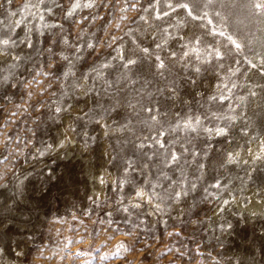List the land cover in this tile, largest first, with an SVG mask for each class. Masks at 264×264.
Masks as SVG:
<instances>
[{
    "label": "rangeland",
    "instance_id": "rangeland-1",
    "mask_svg": "<svg viewBox=\"0 0 264 264\" xmlns=\"http://www.w3.org/2000/svg\"><path fill=\"white\" fill-rule=\"evenodd\" d=\"M124 2L97 0L93 8L78 11L77 19L96 17L81 21L85 31L80 37L79 55L86 57L81 63H91L97 57L111 62L106 75L114 84L107 94L102 91L103 81H100L96 91L87 96L81 95L80 90H68V95L62 97L56 81H52L49 91L56 93L53 99L61 103L66 100L72 105L73 116L84 112L93 116L100 112L104 117L99 126L84 121L83 131L88 135H81L78 130L69 136L70 128L65 126L62 114H52L48 109L41 112V106L50 101L36 94L30 98L24 95L26 82L44 61L43 41L51 31L44 24L61 19L59 11L53 15L46 9H55L59 0L56 4L52 0H33L34 7H25L23 0L11 3L0 0V39L9 40L0 50V72L9 76L7 82L0 83V216L5 220V228L9 224L14 226L13 232L4 236V243L11 240L15 247L17 241L27 240L24 235H15V229L31 233V240L27 242L33 249H38L43 240L44 256L48 258L33 251L27 264H82L85 260L91 264H197V261L264 264V159H252V154L258 151V141L264 139V76L250 63L255 62L258 68L264 60V16L254 15L246 0H187L191 15L181 9L173 13L163 2L149 7L154 0H126L127 4L138 5L121 11ZM162 10L169 13L167 17L161 16ZM50 15L53 18L46 20ZM140 16L145 19L140 20ZM157 16L161 19H155ZM79 28L80 24L68 21L63 32L70 34L75 43ZM217 31L224 35L215 34ZM113 36L118 41H113ZM161 36L168 37V44L157 48ZM194 36L200 38V43L193 42L201 49L199 52L189 51L192 44L183 47ZM26 40L33 43L32 48L26 46ZM85 41L96 46L91 55ZM116 47L122 53L126 51L135 64L123 68L120 60H114ZM140 48H150V51L145 53ZM214 49L220 51V56L211 55ZM171 51H176L177 57L161 71L156 67L155 55L167 58ZM182 51L188 55L180 58ZM16 56L20 59H14ZM192 64L201 67L200 73L191 70ZM193 79L197 82L192 83ZM221 80L231 88V93H226L229 101L212 104L207 101V95L215 93ZM10 84L18 86L9 87ZM87 86H92L91 82ZM250 92L255 95L250 96ZM240 96L245 97L243 102L238 99ZM94 98L101 107L93 104ZM17 104L26 110L16 107ZM113 105L119 108L118 112ZM149 107L153 108L151 114L147 111ZM212 110L238 118L230 123L212 119L195 131L185 127L186 117ZM125 123L129 124L127 129L109 132L110 127ZM225 123L231 130L227 141L203 130ZM165 138L169 142L162 148L153 143H162ZM29 140L31 143H27ZM54 140L61 143L47 149L44 156L36 152ZM141 142L149 146L144 151L151 157L150 161L137 147ZM189 147L199 154L197 159L205 167L196 172L194 158L184 152L187 161L186 165L182 164L184 175L195 172L201 176L198 190L188 197L192 205L188 220L200 208L204 222L188 223L179 237L168 235L173 231L171 221L159 223L160 219L167 220V216H143L142 224L135 218L125 222L126 214L114 210L109 187L111 181L123 177V163L129 159L135 161L138 167L129 178L145 189L148 186L143 184L144 174L151 180L154 173L163 193L166 181L159 172L168 150L179 154ZM231 149L239 152L236 162L221 165V153ZM146 163H151V171L143 167ZM89 171L97 172L101 178L104 175L105 182L97 184ZM176 176L181 178L179 170ZM216 181L225 186L210 188L213 195L207 197L203 188ZM126 194H134L132 188L126 187ZM90 197L100 206L93 204ZM223 199L229 201L223 206L225 210L213 215ZM252 200L257 201L258 207L251 205ZM106 211L112 215H103ZM228 224L232 225L231 229L227 228ZM121 243L124 247L119 255H110ZM197 244L201 252L207 246L205 255L194 251ZM177 249L186 255L181 258ZM77 250L84 255L73 256ZM208 253L218 254L217 260L206 259ZM104 254H109L107 260L100 259ZM6 264L24 262L6 260Z\"/></svg>",
    "mask_w": 264,
    "mask_h": 264
},
{
    "label": "snow or ice",
    "instance_id": "snow-or-ice-1",
    "mask_svg": "<svg viewBox=\"0 0 264 264\" xmlns=\"http://www.w3.org/2000/svg\"><path fill=\"white\" fill-rule=\"evenodd\" d=\"M12 0H9L11 3ZM165 3L167 7L173 12H176V9L185 10L186 14L191 15L190 12L187 10L189 9V4L187 0H154V3H150L149 7L154 8L156 5L161 3ZM53 4H56V0H52ZM247 5L250 7L252 13L257 16H264V0H246ZM97 0H59V4H57L56 8H47L46 10L49 13L55 14L56 11H59L61 14V19L56 20L53 23H45L44 28L50 29V33L45 34V39L43 41L44 48L42 50V55L44 56V61L42 64L37 65L35 74L32 76L31 80L27 81L25 84V88L27 91L24 95L27 97H32L36 94L39 98L43 97L50 101L47 105L41 106V112H44L45 109L51 111L52 114H62L61 118L66 122L65 126L70 128L69 136L73 132H77L79 130L81 135H88L86 131H83L85 128L84 121L87 120L90 123H95L97 126L100 125L101 121L104 120V117L101 115L100 112H95L93 116H89L88 112H84L80 115L73 116L74 108L72 105H68L67 101L64 100L63 103L60 101L54 100L53 97L56 95L55 92H50L51 89L50 85H52V81L55 80V86L57 91L60 95L67 96L68 90H80L81 95H89L96 91V84L100 81H103V84L100 85L102 91L104 93H108L109 89L113 88L114 81L109 79L106 75V71L112 67L111 62H104L96 58V60L92 61L91 63H81V61H86V57L79 55L80 53V37L83 36L85 29L82 27L81 21H88L89 19H96L95 16H80L77 19L78 11L83 9H91L96 6ZM23 5L25 7H34L36 6L33 3V0H23ZM138 3L127 4L126 0L124 2V6L121 7V11H124V7H131L136 8ZM144 12H148V8L143 9ZM167 11H161V16L167 17ZM53 15H50L46 18V20H50L53 18ZM161 16L155 17V19H161ZM126 17H122L124 19ZM42 19H45L42 17ZM103 19V18H101ZM140 20H144V16L139 17ZM68 21H75L77 24H80V28L76 33V40L73 43L70 34H65L63 32L64 23ZM171 27V25H169ZM179 26V23L178 25ZM72 25L69 27V33L71 30ZM119 27V25H116ZM167 32V29L163 30ZM215 34L223 36L224 33L222 31H217ZM229 39L231 43L237 48L239 45L236 44L235 41H232L231 36L226 37ZM113 41H118V37L113 36ZM200 43V38L194 36L192 41H189L187 44H184L183 47H188V44H192V47L189 49L191 52H199L201 49L195 47V43ZM9 43L8 39H0V50L2 47ZM26 46L29 48L33 47V43L30 40L25 41ZM168 44V37L161 36L160 42L156 43L157 48H163L165 45ZM85 47L90 49L91 51L88 55H91L93 52L96 51V46L92 43L85 41ZM112 47V45H110ZM117 52V55L113 57V59H118L121 61V66L123 68H128L131 65L135 64V60L129 57L126 54L121 52L119 47L114 49ZM142 52H149L150 48H140ZM188 52L182 51V56H187ZM213 56H220V51L214 49L211 53ZM177 57L176 51H171L168 54L167 58L162 57L159 54L155 55L156 60V67L163 71L167 68L168 62L171 61L173 58ZM14 59L19 60L20 57L16 56ZM205 60L207 57L204 58ZM251 66L259 72L261 76H264V60H261L259 67L255 62H250ZM187 67V64L185 65ZM223 68V64L220 65ZM85 69H87L85 71ZM191 70L194 73H200L202 70L200 66L196 64H192ZM238 70V69H237ZM233 70V74H234ZM9 80L8 75H4L0 72V83H5ZM91 82L92 86H87L88 83ZM192 83H196L197 81L193 79ZM18 85L10 84L9 87H16ZM47 93V95H45ZM226 93H231V88L228 87V82L226 83L224 80H221L220 83L217 84L215 93L212 95H207V101L211 102L212 104H216L219 102H228L230 96ZM255 95V92H250V96ZM240 101H244L245 97L240 96L238 97ZM79 101H77L78 103ZM39 103V99L37 100ZM93 104L99 108L101 105L99 102L94 98ZM66 105V106H65ZM16 107L20 108L23 107L19 104ZM115 111H119V108L116 105L112 106ZM132 107V105H129ZM24 108V107H23ZM26 110V108H24ZM149 114L153 112V108L149 107L147 109ZM15 115V113L13 114ZM98 117V119H96ZM154 118V117H153ZM238 117L237 115H224L221 111L215 110L210 111L207 113H202L200 115L193 114L190 117H186L184 120V125L187 128L192 129L195 131L197 128L203 127L209 120L217 119L222 121L231 122L236 120ZM71 121L69 125L68 122ZM129 127L128 123L122 124L120 127L117 128H109V132L113 131H121L127 129ZM203 130L205 132H211L216 137H221L224 141L229 139L231 135V130L228 128V124L225 123L223 125H218L214 128H206L204 127ZM159 135V134H158ZM151 139V138H149ZM168 139L165 138L164 141L161 143L159 141H153V143L158 144L161 148L168 144ZM27 143H31V141H27ZM61 141H53V144L46 145L44 149H36V152L40 156H44L47 149L53 147V145H59ZM258 151L252 154V159H264V139H260L258 141ZM139 149H141V154L148 160H151V157L147 156V152L144 151L146 148H149L144 142H141L137 145ZM187 152L189 156L193 157L195 160V168L196 172L204 169L205 165L200 163L197 157L199 154L195 152L191 147L180 150L179 154L172 149L168 150V157L164 162V166L161 168L159 172V176L163 177L166 183L163 185L164 192L161 193L159 189L161 188V184L159 180L156 178V175L153 173V179H147V173L144 174L143 184L148 186V189H145L143 186L136 184L134 180L130 179L129 176L136 171L138 167L134 160H126L123 163V177L118 178L116 180L111 181L109 187L112 190V199L113 205L115 206L114 210L123 212L126 214L125 222L129 219L135 218L140 221V223H144V220L141 219L143 216H167V220L160 219L159 223L168 224L169 221L172 222L170 227L173 228V231H169V236H177L179 237L182 232H185V229L188 223L193 225L197 223H203L204 221L200 217V208H197L196 211L191 213L192 219L191 221L188 220V212L190 211L192 205L188 203V197L190 193L198 190V181L201 180V176L196 175L195 172L188 174V176L184 175V165H186L187 161L184 156V152ZM251 151V149H248ZM221 165L223 164H234L239 157V152L236 149L227 150L223 153ZM183 164V166H182ZM145 168L152 170L151 163L144 164ZM179 170L181 173V178L177 179L176 171ZM171 173V176H169ZM119 175V174H118ZM192 178H189V177ZM100 182L103 184L105 181L101 178ZM219 181H216L214 184L209 185L208 187L203 188V192L207 194V197H211L213 194L209 191V189H218L224 187ZM126 187L132 188L134 194L127 195L126 194ZM170 189V191H169ZM93 204L97 207L100 204L94 199ZM229 203L227 199L221 200L220 204L217 208L213 211V215H218L220 212L224 211L226 206ZM175 212L176 216H173L172 213ZM106 217H110L112 215L111 211H106L103 213ZM75 218V217H74ZM207 219V218H205ZM103 223V221H101ZM108 223H112L111 220H108ZM13 225L9 224L7 228H5V220L2 216H0V264H6L7 261H22L24 264H27L29 257L36 251L40 256H44V249L46 245L44 241H40V247L38 249H33L32 244H29L27 241L31 240V233L25 231L23 233L20 232L19 229H15V235H24L27 240L25 241H17L15 243V247H13V243L11 240L7 244L4 243V236L6 234L13 232ZM227 228L231 229L232 225L228 224ZM190 235V234H189ZM34 244L35 241H32ZM67 245H64L66 248ZM124 245L121 243L116 251L111 252L110 255L113 257L119 255V251L123 248ZM207 246L205 247V251L201 252L199 245L197 244V248L194 251L202 256L205 255ZM63 251V249H61ZM177 254L183 258L186 254L177 249ZM73 256H82L84 252L81 250H77L76 252L72 253ZM109 254H104L100 256L101 260H107ZM217 256L211 255L208 253L206 259L210 260H217ZM47 259V256H44ZM192 259H196L195 256ZM82 264H91V261H82ZM197 264H201V261H197ZM237 264V262H234Z\"/></svg>",
    "mask_w": 264,
    "mask_h": 264
},
{
    "label": "bare ground",
    "instance_id": "bare-ground-1",
    "mask_svg": "<svg viewBox=\"0 0 264 264\" xmlns=\"http://www.w3.org/2000/svg\"><path fill=\"white\" fill-rule=\"evenodd\" d=\"M105 168H103V170H104ZM100 170H101V168H100ZM102 171V170H101ZM101 173H105V172H101ZM89 175L96 181V183L97 182H100V180H101V175L100 174H98L97 172H95V171H89ZM104 176V175H103ZM103 176H102V178H103ZM94 181V182H95ZM98 184V183H97ZM100 186V185H99ZM97 187V186H96ZM251 205L252 206H254V207H258V203H257V201L255 202V201H253L252 200V202H251Z\"/></svg>",
    "mask_w": 264,
    "mask_h": 264
}]
</instances>
